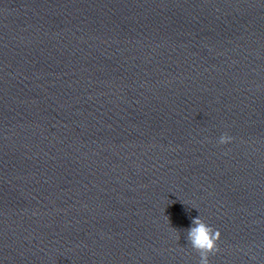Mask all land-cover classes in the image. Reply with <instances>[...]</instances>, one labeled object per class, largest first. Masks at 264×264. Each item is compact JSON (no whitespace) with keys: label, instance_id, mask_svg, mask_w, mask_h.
<instances>
[{"label":"clouds","instance_id":"clouds-1","mask_svg":"<svg viewBox=\"0 0 264 264\" xmlns=\"http://www.w3.org/2000/svg\"><path fill=\"white\" fill-rule=\"evenodd\" d=\"M233 137L227 133L219 137L218 143H231ZM188 244L199 255L198 264H210V257L219 252L221 232L207 224L200 216L192 219L191 226L186 230Z\"/></svg>","mask_w":264,"mask_h":264}]
</instances>
